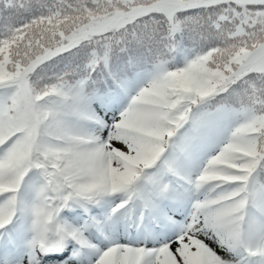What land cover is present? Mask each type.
Masks as SVG:
<instances>
[{"label":"snow or ice","instance_id":"1","mask_svg":"<svg viewBox=\"0 0 264 264\" xmlns=\"http://www.w3.org/2000/svg\"><path fill=\"white\" fill-rule=\"evenodd\" d=\"M0 264H264V0H0Z\"/></svg>","mask_w":264,"mask_h":264}]
</instances>
